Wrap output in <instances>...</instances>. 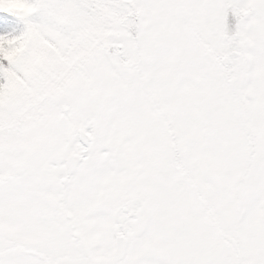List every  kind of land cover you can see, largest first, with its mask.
Listing matches in <instances>:
<instances>
[{
	"label": "snow or ice",
	"instance_id": "6c2138e0",
	"mask_svg": "<svg viewBox=\"0 0 264 264\" xmlns=\"http://www.w3.org/2000/svg\"><path fill=\"white\" fill-rule=\"evenodd\" d=\"M0 14V264H264V0Z\"/></svg>",
	"mask_w": 264,
	"mask_h": 264
},
{
	"label": "trees",
	"instance_id": "16d2710c",
	"mask_svg": "<svg viewBox=\"0 0 264 264\" xmlns=\"http://www.w3.org/2000/svg\"><path fill=\"white\" fill-rule=\"evenodd\" d=\"M9 25L11 28H18L21 27L19 23L12 17H8L6 14H0V26Z\"/></svg>",
	"mask_w": 264,
	"mask_h": 264
}]
</instances>
